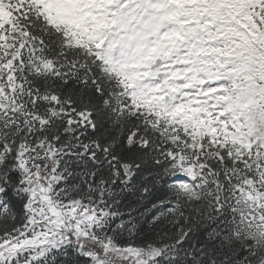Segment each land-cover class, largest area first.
<instances>
[{
  "label": "snow or ice",
  "instance_id": "1",
  "mask_svg": "<svg viewBox=\"0 0 264 264\" xmlns=\"http://www.w3.org/2000/svg\"><path fill=\"white\" fill-rule=\"evenodd\" d=\"M0 264H264V0H0Z\"/></svg>",
  "mask_w": 264,
  "mask_h": 264
}]
</instances>
